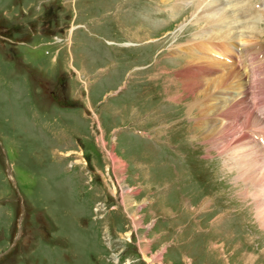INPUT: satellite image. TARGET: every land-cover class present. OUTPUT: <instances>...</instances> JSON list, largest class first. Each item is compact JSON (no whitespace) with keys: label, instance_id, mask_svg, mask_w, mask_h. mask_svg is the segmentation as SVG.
<instances>
[{"label":"rangeland","instance_id":"rangeland-1","mask_svg":"<svg viewBox=\"0 0 264 264\" xmlns=\"http://www.w3.org/2000/svg\"><path fill=\"white\" fill-rule=\"evenodd\" d=\"M13 1L0 0V264H264V170L203 142L189 111L202 97L180 82L188 59L177 50L214 26L192 17L195 4L171 11L174 0H154L155 14L148 0ZM221 1L228 15L237 10ZM247 5L232 18L242 37ZM46 13L48 30L38 20ZM255 27L264 42V19ZM262 97L237 106L227 142L247 136L254 124L243 122ZM19 211L27 237L14 245Z\"/></svg>","mask_w":264,"mask_h":264},{"label":"bare ground","instance_id":"bare-ground-1","mask_svg":"<svg viewBox=\"0 0 264 264\" xmlns=\"http://www.w3.org/2000/svg\"><path fill=\"white\" fill-rule=\"evenodd\" d=\"M163 1L165 0H162V2ZM186 1L191 2V4H195L196 9L195 12L192 14V17H195L196 19L199 18L200 21H204L206 24L205 27L209 25H214L212 28L199 31L193 36V40L190 43L195 42L197 44V47H183L184 51L180 49L177 50L178 54L183 53L188 59L187 68L181 73H179V76L183 80L177 78L182 84L183 92H187L189 90L196 91V93L200 97H202L196 103L193 102V104L191 103V105H189V111L193 108H196L199 114V120H197L198 122L196 125L203 128L201 139H203L204 143L209 144L214 148H216L222 142L225 144L226 148L233 147L237 150L239 155L244 154L245 157L240 156L241 160H238L236 162V165L242 164L244 162H252L256 165H258L259 163L261 169L264 170V146H262L261 143L257 139H255V136L264 138V133L260 134L258 131L257 133L250 134V141L247 140L248 134L247 136H242L240 134V136L235 141L234 139L230 138V141L228 140L227 142V139L225 138V135L227 133H230L232 130L233 131L230 134H234V125H236L237 123V118L239 114V110L236 111V114L235 110L238 105L245 103L244 100H246V94L242 90L243 82L241 75L239 74L237 69L233 68V66H226L224 70V66H222L223 61H220L217 58L228 57L230 61L233 59L230 54L235 53L236 49L231 44H229L233 39H237L238 41L241 40L242 47H245L247 51H250L249 48H252L259 39V34L255 32L254 27L256 26V24L259 23L261 18L264 17L263 15H261L264 10L259 13L258 9L260 8L255 7L253 3H251V0H243L242 2L241 0H236V3L233 6L236 7L237 10L234 9V11H232L230 15L226 13V11L228 12V10L225 11V8L222 7L223 5L221 0L220 3L222 6L220 5L219 0H174L173 6L170 7V10L172 11L178 9L181 4ZM206 1L209 2L207 8L209 9L208 12H212L211 17H209V13L204 12V10H202L201 8V6ZM243 2L247 3L248 5L247 8L244 10L245 13H242L241 16L242 20L248 19V26L247 34L242 37V35H239L241 33L240 31L238 35L236 34L237 26H233L234 22L232 21V18H234L235 20L238 19L236 18V16L240 11H243L241 9ZM184 5L185 4H183L182 6ZM263 8L264 5L262 9ZM252 17H254V21L250 22V18ZM213 41L216 42L215 44H220L218 45V48L222 49L223 53L216 52L211 48V46L214 45L211 43ZM199 75H202V77L199 78ZM239 78H241V83L238 80ZM220 88L222 89L221 93L227 96L226 98L223 97L224 95L220 97ZM226 89H233L237 90L238 92L235 94V96H232L226 91ZM262 99L264 98L262 97ZM247 106L248 105H246V107ZM256 118L255 115L253 116L252 114H249L247 116V119L243 123L250 125L249 122H251L252 124H254V126H256V120H258ZM224 119L229 120V122H227L226 124H216L220 120ZM256 141L259 142L261 146L258 143L256 145ZM229 152L230 151H228V153L226 154H229ZM235 158V156L232 157V159ZM112 161L114 162V159H112ZM241 179L244 180L245 183H255V179H252L250 175L248 177V174H243ZM256 182L260 183L261 181L257 180ZM256 207L258 209V213L264 217V203H262V205L257 204Z\"/></svg>","mask_w":264,"mask_h":264}]
</instances>
